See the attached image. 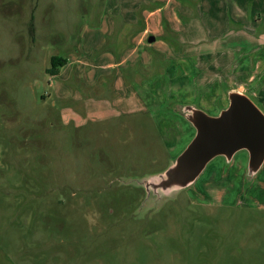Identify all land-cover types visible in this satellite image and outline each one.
<instances>
[{
	"label": "rangeland",
	"instance_id": "1",
	"mask_svg": "<svg viewBox=\"0 0 264 264\" xmlns=\"http://www.w3.org/2000/svg\"><path fill=\"white\" fill-rule=\"evenodd\" d=\"M150 1L0 0V264H264V165L245 179L244 151L161 204L137 184L194 135L176 105L215 116L264 75V0ZM156 10L184 19L131 54L132 17ZM159 61L160 103L129 78Z\"/></svg>",
	"mask_w": 264,
	"mask_h": 264
},
{
	"label": "water",
	"instance_id": "2",
	"mask_svg": "<svg viewBox=\"0 0 264 264\" xmlns=\"http://www.w3.org/2000/svg\"><path fill=\"white\" fill-rule=\"evenodd\" d=\"M148 38V43L154 42ZM227 107L211 116L194 104L176 105L175 112L193 129L184 149L158 175L143 178L146 201L158 204L177 192L192 187L216 158L231 163L234 156L247 154L245 179L253 180L264 165V114L238 90L226 91Z\"/></svg>",
	"mask_w": 264,
	"mask_h": 264
},
{
	"label": "crops",
	"instance_id": "3",
	"mask_svg": "<svg viewBox=\"0 0 264 264\" xmlns=\"http://www.w3.org/2000/svg\"><path fill=\"white\" fill-rule=\"evenodd\" d=\"M150 4L151 5L159 4L160 6H162V1L161 0H151L149 2V5ZM177 5H179L182 8L188 9L191 6V0H180V2ZM162 9H163V6H162ZM157 13H158V10L151 11V12L149 11V12H144L143 15H140V18H137L136 15H134L132 17L131 20L133 22V24H132L133 32H131L130 33V36H129V38H130L129 47L131 48V50H129V52L131 54H134L136 52L137 47L140 44V39L139 38H143V36H146L147 33H148V30L150 29V27H155L156 25H159L160 28L162 27V25H161V19L164 18V17H163V15L157 16L156 15ZM166 16L167 17H165L164 19H165V21H168V22L169 21L179 22L180 21L179 17L181 19H184L181 14H178V12H174L172 14L171 13H168ZM111 25H112V23H111ZM168 28L172 30L171 31L172 32L171 33V36H173V38H175L176 36H175V34L173 32H175V29L176 28L173 27V26H170V25L168 26ZM166 35H168V34H166ZM106 58L107 59L110 58V62L107 63L106 66H105L106 69H113L114 67H117V66H119V65L122 64V62L118 63L117 65L116 64H113L112 63L113 57L112 56H109L108 54H106ZM155 63L157 64V62H155ZM164 64H166V62L165 63H162L161 61H159V67H158V69L159 68L160 69H159L158 73L155 76H148V77L145 76L144 79H142V80H140L138 82L135 81L131 76L129 77L132 80V83H136L139 86L140 89H142V90L145 91V88L144 87H146V89H147L146 91H148V92H150L152 94L150 96V99L153 102L160 103L162 100H165V101L166 100H169L167 96L164 97V98H162V97L158 98L159 97V92H156L155 93V90L152 87V85L155 84V80L162 81L160 79V77L161 76L162 77H165L163 75H160L159 73L162 72L164 69H166L165 70L166 73L171 72V74H173L175 77L179 78L180 77V72L182 71V65L180 64V61L179 60L178 61H173V60L168 61V63L166 64L167 67H165L164 69H162V66ZM89 74H91V73L89 72ZM127 76L128 75L126 74V77L125 76L124 77L127 78ZM130 81L128 80V83H130ZM249 83L251 84L252 82H249ZM116 84L119 85V82L118 83H115L114 82V86H116ZM236 90H238V91H240L242 93H246V94L250 93V95L252 97H254V99L257 100L259 103L260 102H264V75H262L261 76V79H259L258 83L253 86L252 90H250V91L245 90V88L242 86V84L238 85V87L236 88ZM244 90L247 91V92H245ZM92 107L94 109V107H96V106H92ZM261 107H263V109H264V104H262Z\"/></svg>",
	"mask_w": 264,
	"mask_h": 264
},
{
	"label": "trees",
	"instance_id": "4",
	"mask_svg": "<svg viewBox=\"0 0 264 264\" xmlns=\"http://www.w3.org/2000/svg\"><path fill=\"white\" fill-rule=\"evenodd\" d=\"M65 62L66 60L64 58L53 56L50 60V67L45 70L46 74L50 76H56L59 72V69L64 65Z\"/></svg>",
	"mask_w": 264,
	"mask_h": 264
},
{
	"label": "flooded vegetation",
	"instance_id": "5",
	"mask_svg": "<svg viewBox=\"0 0 264 264\" xmlns=\"http://www.w3.org/2000/svg\"><path fill=\"white\" fill-rule=\"evenodd\" d=\"M223 161H224V159H223ZM224 163H225V161H224ZM226 164V163H225ZM230 164V163H229ZM229 164H226V165H229ZM246 165H247V161H246ZM245 172H246V169H245Z\"/></svg>",
	"mask_w": 264,
	"mask_h": 264
}]
</instances>
